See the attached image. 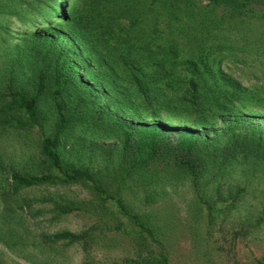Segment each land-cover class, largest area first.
I'll return each instance as SVG.
<instances>
[{
  "label": "trees",
  "instance_id": "16d2710c",
  "mask_svg": "<svg viewBox=\"0 0 264 264\" xmlns=\"http://www.w3.org/2000/svg\"><path fill=\"white\" fill-rule=\"evenodd\" d=\"M204 1L44 0L30 12L36 0L10 11L25 24L15 36L0 23V72L8 77L0 129H41L33 172L2 167L7 191L82 183L111 197L114 229L133 243L132 255L112 264H170L159 225L108 193L114 181L120 190L137 183V173L157 168V159L174 170L178 189L193 203L185 219L194 222L193 236L208 256L223 249L230 264H264V255L234 257L235 239L264 225V0ZM225 56L259 69L261 84L243 86L226 73ZM88 129L101 139L110 133L113 143L86 142ZM69 139L72 155L84 146L91 152L96 145L103 156L112 150L120 173L107 178L92 169V153L87 164L66 159ZM147 176L155 183L160 174ZM145 199L152 198L145 193ZM59 200L53 199L58 214L80 206ZM90 229L42 235L43 242L87 248L95 241ZM15 232L6 225L1 236L11 248Z\"/></svg>",
  "mask_w": 264,
  "mask_h": 264
},
{
  "label": "rangeland",
  "instance_id": "374dc122",
  "mask_svg": "<svg viewBox=\"0 0 264 264\" xmlns=\"http://www.w3.org/2000/svg\"><path fill=\"white\" fill-rule=\"evenodd\" d=\"M4 2L0 6V23L5 25L11 36L25 28L21 20L15 19L14 14L10 11H16L24 7H29L36 0H0ZM31 1V2H30ZM34 7H29L30 12L38 10L44 0H37ZM205 1L202 0V3ZM27 8V9H29ZM20 30V31H19ZM46 30L40 29L39 33L44 34ZM44 32V33H43ZM34 39V38H33ZM50 58L45 54V60ZM220 67L229 73L233 78L241 82L243 86L261 84L262 77L260 70L253 65H243L238 60L224 57ZM7 76L0 72V98H8ZM116 113L115 110H111ZM119 116L126 119L129 115L124 113ZM174 126L175 124L172 123ZM86 137V142L91 141L103 145H111L113 137L110 133L102 139L93 135L90 129L82 132ZM41 135V129L37 125L30 127L15 128L7 126L0 129V264H112L119 261L126 255H132V240L115 230V218H118L116 206L113 199L101 198V196L92 192V190L82 183H72L68 185H49L47 187H32L21 189L15 194L7 191V174L2 168L5 165L17 168L21 173L33 172L37 160V143ZM79 137L81 134H78ZM96 141V142H93ZM85 142V141H84ZM93 146H84V152L72 155V140L69 139L64 143V157L75 164H87L90 160L89 153L94 154L91 157V168H100V171H106L107 178L111 171L115 174L120 173L117 168L115 159H112L110 151L109 156L105 155L104 150ZM117 146V144L115 143ZM71 149V150H70ZM68 151V152H67ZM72 155V156H71ZM79 155L80 158H76ZM103 156V157H102ZM104 157L108 159L105 161ZM163 160L155 161L154 169H147V173H158L160 176L156 182L148 183V176L145 172H138L137 183H131L130 187L117 189V186L108 185V193L116 196L119 195L122 202L133 207L140 213V216L149 217L160 228L161 241L164 244V253L167 255L170 264H230V256L226 250L221 249L220 256L212 252L211 256L205 253L202 243H198L193 235H197L196 228L191 229L190 223L193 221L185 219L187 213H191L195 207L191 200L185 197L184 190H179V183L174 177V170L171 167H163ZM107 165L105 167L104 165ZM156 171V172H155ZM109 172V173H108ZM171 172V173H167ZM165 175L170 176V181H166ZM176 180V182H174ZM174 186L175 191L171 189ZM145 193L152 199L145 202ZM65 199L77 201L79 208H76L65 214H58L54 209L53 199ZM186 198V199H185ZM96 209L97 212L94 211ZM188 211V212H187ZM23 218L21 224L16 220ZM125 224H128L127 218H122ZM6 221H9L8 224ZM187 221V222H186ZM7 223V224H6ZM11 225L16 230L17 237L12 238L15 241L13 247L3 243L1 236H5L4 227ZM92 225L95 227L93 229ZM90 229L95 241L87 248L72 243L64 242L44 243L42 235H51L60 231L78 232L84 229ZM25 229V230H24ZM2 236V237H3ZM159 237V238H160ZM222 239V238H221ZM228 239L229 236H228ZM234 243V257L240 261L250 259L254 256L264 255V225H260L252 233L245 237H238ZM9 243H13V242ZM18 254L13 253L17 251ZM206 249H209L206 247ZM211 260L207 261L206 258Z\"/></svg>",
  "mask_w": 264,
  "mask_h": 264
}]
</instances>
